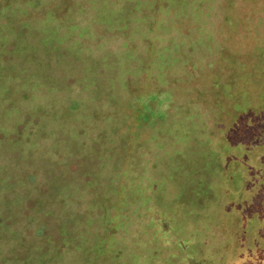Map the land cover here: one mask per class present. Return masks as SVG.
Returning a JSON list of instances; mask_svg holds the SVG:
<instances>
[{"label": "rangeland", "instance_id": "374dc122", "mask_svg": "<svg viewBox=\"0 0 264 264\" xmlns=\"http://www.w3.org/2000/svg\"><path fill=\"white\" fill-rule=\"evenodd\" d=\"M0 264H264V0H0Z\"/></svg>", "mask_w": 264, "mask_h": 264}, {"label": "trees", "instance_id": "16d2710c", "mask_svg": "<svg viewBox=\"0 0 264 264\" xmlns=\"http://www.w3.org/2000/svg\"><path fill=\"white\" fill-rule=\"evenodd\" d=\"M151 95H153V93H151L150 94V96ZM146 97V95L144 96V98ZM141 98H142V96H140V97H138V98H136L135 99V103H139L140 104V101H141ZM138 99V100H137ZM139 104H135V110L137 109L138 110V114H139V116H141V114H145V115H147V114H149V113H153L152 112V110H150V107H149V105H148V110H146V107L145 106H140Z\"/></svg>", "mask_w": 264, "mask_h": 264}]
</instances>
